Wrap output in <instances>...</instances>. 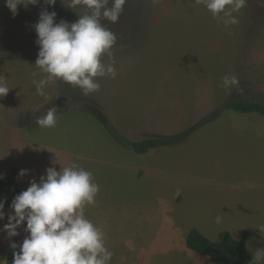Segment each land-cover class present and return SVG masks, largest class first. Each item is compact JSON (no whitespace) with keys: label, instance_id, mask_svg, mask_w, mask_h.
I'll return each instance as SVG.
<instances>
[{"label":"rangeland","instance_id":"1","mask_svg":"<svg viewBox=\"0 0 264 264\" xmlns=\"http://www.w3.org/2000/svg\"><path fill=\"white\" fill-rule=\"evenodd\" d=\"M70 3L49 6L41 0L18 6L13 16L0 0V76L10 87L0 97L2 170L16 167L22 191L48 167L59 171L77 162L92 172L100 191L86 215L103 225L111 264H213L185 245L187 232L199 224L213 242L221 240L223 225L235 239L248 229L251 256L264 248V167L263 175L254 168L264 153V117L224 110L232 99L264 101V6L248 0L234 13L239 23L225 28L195 0H127L117 23L101 19L117 35V76L97 78L100 90L89 96L57 81L42 97L33 83L45 75L35 65L33 25L44 8L57 13L56 22L68 23L90 11ZM225 74L235 75L238 87H221ZM52 106L57 125L41 128L35 121ZM185 133L180 142L145 154L134 153L117 136ZM22 169L28 173L19 176ZM4 211L0 264L10 243L22 244L28 235L25 222L9 238L3 227L13 210Z\"/></svg>","mask_w":264,"mask_h":264},{"label":"clouds","instance_id":"2","mask_svg":"<svg viewBox=\"0 0 264 264\" xmlns=\"http://www.w3.org/2000/svg\"><path fill=\"white\" fill-rule=\"evenodd\" d=\"M41 0H5V6L13 16L18 6L27 8L38 5ZM111 2V7H108ZM264 6V0H259ZM54 5L56 0H43ZM127 0H71L67 6L83 5L90 10L73 22H56L57 13L47 8L40 11L38 21L33 25L39 46L35 65L45 74L33 80L36 94L47 97L50 84L62 81L82 90L89 96L100 90L97 78H115L117 69L112 60V49L117 35L102 24L101 19L117 23L124 12ZM203 5L218 23L225 28L239 23L234 13H239L248 0H195ZM108 57V63L102 61ZM35 76L36 73H33ZM239 80L233 74L221 78L223 88L238 87ZM7 80L0 76V97L8 94ZM41 128L57 125V108H48L45 115L36 119ZM27 169L18 173L24 176ZM39 182L31 180L26 190L16 195L7 214L8 222L3 231L9 238L18 236L17 231L26 222L24 231L28 235L13 252L12 264H111L113 253L107 247V236L103 225L94 224L86 215V209L96 204L100 186L92 172L77 162L62 166L59 171L53 167L45 170ZM2 178V176H0ZM4 201L0 200V220H4ZM222 217H215L221 223ZM17 249L15 242L10 243ZM252 264H264V248H257L252 255Z\"/></svg>","mask_w":264,"mask_h":264},{"label":"trees","instance_id":"3","mask_svg":"<svg viewBox=\"0 0 264 264\" xmlns=\"http://www.w3.org/2000/svg\"><path fill=\"white\" fill-rule=\"evenodd\" d=\"M230 109L241 113H257L264 117V101L232 99L226 103L224 110ZM110 128V126L108 125ZM190 133V132H189ZM189 133L181 134L171 138L167 137H147L141 140H129L117 135L119 140L136 154H145L147 151L174 145ZM17 170L11 168L7 174L0 178V200L4 201V206L10 207L13 198L22 192L16 180ZM246 231L240 239H235L229 232H225L219 242H213L202 235L196 228H191L185 237L186 247L196 254L206 256L213 264H252V256L246 245ZM9 248L5 264H12L13 252L19 251Z\"/></svg>","mask_w":264,"mask_h":264},{"label":"crops","instance_id":"4","mask_svg":"<svg viewBox=\"0 0 264 264\" xmlns=\"http://www.w3.org/2000/svg\"><path fill=\"white\" fill-rule=\"evenodd\" d=\"M239 143H244V144H248L249 142H247L245 139H239ZM2 147V142L0 141V148ZM248 152V151H247ZM249 153V152H248ZM262 154V159H261V163H260V165L258 166H254V168L258 171V172H260V174H262L263 175V170L261 169V167H264V153L262 152L261 153ZM8 164V163H7ZM10 164V163H9ZM2 165H5V163L3 162V160H2V158H0V172L1 173H3L4 171H6V170H10L12 167H10L9 168V166H7L6 167V170H2ZM15 167V166H14ZM16 168V167H15ZM256 178V177H255ZM248 179H251L252 180V175H249V178ZM258 186H259V183H261L262 182V178H261V176L259 175V177H258ZM246 184H248V185H251L250 183H248V182H246ZM257 185H255V186H257ZM250 203V202H249ZM200 226L198 227L197 226V228L198 229H200L202 232H204V233H206L207 235H210V233H208V232H205V230H204V224H199ZM221 225V224H220ZM240 225H242V224H240ZM196 228V229H197ZM197 229V230H198ZM229 230H231L230 228H225V226L223 225L222 226V228H221V231L222 232H229ZM245 231H246V229H244ZM199 231V230H198ZM200 232V231H199ZM224 232V233H225ZM248 232V229H247V231H246V233ZM201 233V232H200ZM223 233V234H224ZM230 233V232H229ZM202 234V233H201ZM231 234V233H230ZM203 235V234H202ZM206 237V236H205ZM233 237V236H232ZM207 238V237H206ZM234 238V237H233ZM209 239V238H208ZM221 239H222V237H221ZM210 240V239H209ZM190 264H192V263H190Z\"/></svg>","mask_w":264,"mask_h":264}]
</instances>
